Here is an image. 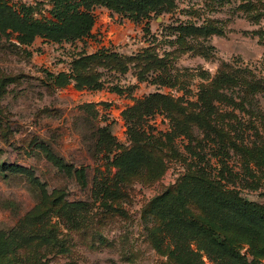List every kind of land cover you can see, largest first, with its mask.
Instances as JSON below:
<instances>
[{
	"label": "rangeland",
	"instance_id": "rangeland-1",
	"mask_svg": "<svg viewBox=\"0 0 264 264\" xmlns=\"http://www.w3.org/2000/svg\"><path fill=\"white\" fill-rule=\"evenodd\" d=\"M0 1L54 20V0ZM96 1L74 42L0 31V165L37 181L0 171V232L39 231L0 264H264V227L252 240L204 197L264 211V0H160L144 21ZM164 195L210 225V252L167 227Z\"/></svg>",
	"mask_w": 264,
	"mask_h": 264
},
{
	"label": "trees",
	"instance_id": "trees-1",
	"mask_svg": "<svg viewBox=\"0 0 264 264\" xmlns=\"http://www.w3.org/2000/svg\"><path fill=\"white\" fill-rule=\"evenodd\" d=\"M55 5L52 10L54 20L36 21L29 15V9H24L21 13L14 11L6 3L0 1V31L6 33L11 31L18 33V40L21 45L31 46L36 37L40 36L47 39L57 40L52 42L66 43L74 42L79 39L88 37L94 27L95 17L92 11L93 6L96 4V0H54ZM108 4L113 0H105ZM133 5L136 12L133 14L134 19L137 21L148 20L153 12L161 13V11H154V7H147V4L155 5L160 3V0H132L129 2ZM62 73L58 75V79L62 78ZM64 85V84H62ZM79 85V82L77 83ZM157 95H152L144 102H148L151 99H155ZM0 171L10 172L13 174H23L30 177L36 184V178L29 174L25 169H15L12 165L1 164ZM109 186L103 185L104 192L109 193ZM209 190L205 192L204 197H213L211 202L216 205L224 213V220L226 223L233 225L247 237L252 240L259 238L261 229L264 227V211L256 207L254 204L245 201L240 202L236 200H224L220 195H210V183L208 184ZM171 192H166L165 195H169ZM161 196L156 198V201L161 208V215L166 219L168 218L167 227L171 228L173 224L183 229L195 230L197 233L207 240L205 248L210 252V225L206 228L199 225L196 220L189 216V212L185 207L178 208L173 205H163ZM33 235L39 236V231L32 232ZM30 232L23 231L21 229H13L9 236V244L7 240L2 239V233L0 232V261H4L17 242L18 245H27L35 236H32ZM41 236V235H40ZM217 236V238H216ZM13 239V240H12ZM15 241V242H14ZM176 245L171 252V255L178 261H182L183 256L189 252L186 245H182L177 239H175ZM215 247L228 254L229 257L235 260H240V255L231 250L224 238L220 235H215L213 239ZM7 247V248H6ZM214 251V248L212 247ZM188 256V255H187Z\"/></svg>",
	"mask_w": 264,
	"mask_h": 264
}]
</instances>
